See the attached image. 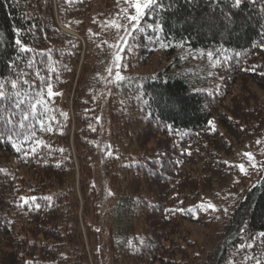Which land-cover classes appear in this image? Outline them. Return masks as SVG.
<instances>
[{"label": "trees", "instance_id": "16d2710c", "mask_svg": "<svg viewBox=\"0 0 264 264\" xmlns=\"http://www.w3.org/2000/svg\"><path fill=\"white\" fill-rule=\"evenodd\" d=\"M134 11L126 0H0V264H89L83 224L89 210L98 216V196L86 121L125 34L126 60L145 65L161 50L165 64L129 70L106 104L113 264H264V177L215 226V250L192 252L186 225L217 222L199 201L224 185L217 154L264 125V0H155L129 22ZM109 19L124 26L120 34ZM82 54L72 98L80 214L59 89Z\"/></svg>", "mask_w": 264, "mask_h": 264}, {"label": "rangeland", "instance_id": "374dc122", "mask_svg": "<svg viewBox=\"0 0 264 264\" xmlns=\"http://www.w3.org/2000/svg\"><path fill=\"white\" fill-rule=\"evenodd\" d=\"M135 14L136 13L134 11L131 15ZM223 17L226 16L223 15ZM224 19L226 22V27L230 29L234 25V21L229 17ZM128 21L130 22L131 20L128 19ZM108 25L109 27L115 28L119 34L124 28L122 24L115 21L114 19H109ZM117 25L120 27L117 28ZM65 30L72 34H77L71 30ZM125 37V42L122 41V44L118 43L115 46L112 56L113 58L107 67L105 78L101 83V88L93 92L94 98L96 100V107L95 104H93L91 107L95 115L93 119L94 121L91 123L92 118H87L88 122L86 121L88 126H92L93 129H95V138L92 142L95 155L91 161V169L89 168L91 172L89 185L94 188V192L98 196V208L96 209V216L97 214L98 216L95 218L93 216V212L89 210V214L86 217V222L83 224V241L84 247L88 252L89 264H113V253L110 244L112 229L110 227L109 213L116 199V190L115 186H113V182L111 183V178L106 171V160L111 153L113 146L110 118L106 105L108 97L116 82L121 79L125 73H128L129 70H131V72L146 74L158 70L165 64V59L161 50L156 51L154 57L145 65L130 60L128 61V59L126 60V56L123 53V48L127 41L128 35L125 34ZM117 54L121 56V59L118 62L115 60ZM83 59L84 56L82 54L76 65L75 76L68 81V85L60 87L59 89L61 92V97L64 100V103L62 104V110L69 119V122H67L71 137L69 139V149L71 151V158L74 160L73 186L74 188L76 187V194L79 199L80 214L82 198L80 186L78 184V158L75 145L72 142L73 133L75 132L77 123L75 121L72 98L77 85L79 72L82 68ZM243 83V80L235 83L234 88L237 92V95L241 94L240 88L242 87ZM229 101L230 100L227 99L228 103ZM89 116L92 117L93 114L87 112V117ZM221 131L223 133V130ZM90 140H92V137H89V141ZM232 145V152L222 156L221 154H217L219 160L223 161L226 166L227 175L225 177L224 185L219 189L202 194L199 198L200 203H202L208 209H213L217 213V222L210 226H204L199 223L186 224L189 229L188 240L192 244L190 250L194 253L203 252V250L204 253H206L210 250H215L218 247L219 242H217V238L215 236V226L217 224L224 226L229 213L234 210V207L240 201L244 200L247 191L259 184L264 177V125L252 137L247 138L245 141L240 143H234L233 141ZM246 153H250L253 159L250 160L249 157L245 155ZM240 165L244 166L245 171H241L239 167ZM86 185L88 190H90L91 188L89 189L88 182ZM196 216L200 218L199 215ZM85 223H87L88 227L85 225ZM215 258L216 255L214 259ZM229 264H233V262L230 261Z\"/></svg>", "mask_w": 264, "mask_h": 264}, {"label": "snow or ice", "instance_id": "6c2138e0", "mask_svg": "<svg viewBox=\"0 0 264 264\" xmlns=\"http://www.w3.org/2000/svg\"><path fill=\"white\" fill-rule=\"evenodd\" d=\"M126 2H128L130 4V6L135 9V13H136L135 15H129L128 19L131 21H137L139 16L142 13H145V11L147 9H149L155 3V0H126ZM239 3H240V0H236V4L239 5ZM116 27L119 28L120 26L117 25ZM17 44H20L19 40H17ZM24 50H27V49H24ZM120 59H121V56L119 54H117L115 57V60L118 62ZM16 86L17 85L15 83L12 84L13 88H15ZM49 94H52L50 89H49ZM6 99H7V96H6L5 92L3 91V87L0 86V102L4 101ZM2 123L4 125H12L11 117H7V116L4 117ZM245 155H247L250 160L253 159L250 153H246ZM253 166H255V165H253ZM239 167H240L242 172L245 171L243 165H240ZM32 199H33V201L35 200V198H32ZM21 200L24 201V203L28 202V199L25 197H21ZM210 207H214V206H210ZM262 235H264V234H262Z\"/></svg>", "mask_w": 264, "mask_h": 264}]
</instances>
